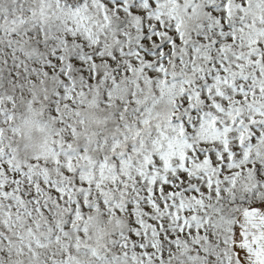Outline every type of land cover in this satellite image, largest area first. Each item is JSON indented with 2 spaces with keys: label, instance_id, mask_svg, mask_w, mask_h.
I'll return each mask as SVG.
<instances>
[{
  "label": "snow or ice",
  "instance_id": "1",
  "mask_svg": "<svg viewBox=\"0 0 264 264\" xmlns=\"http://www.w3.org/2000/svg\"><path fill=\"white\" fill-rule=\"evenodd\" d=\"M0 264H264V0H0Z\"/></svg>",
  "mask_w": 264,
  "mask_h": 264
}]
</instances>
